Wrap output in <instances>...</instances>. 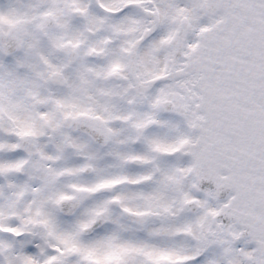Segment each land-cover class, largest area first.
<instances>
[{"label":"snow or ice","instance_id":"obj_1","mask_svg":"<svg viewBox=\"0 0 264 264\" xmlns=\"http://www.w3.org/2000/svg\"><path fill=\"white\" fill-rule=\"evenodd\" d=\"M0 264H264V0H0Z\"/></svg>","mask_w":264,"mask_h":264}]
</instances>
